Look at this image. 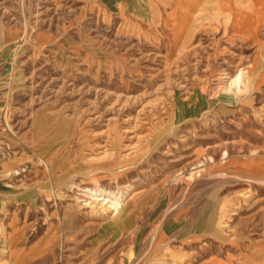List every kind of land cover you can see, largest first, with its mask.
Instances as JSON below:
<instances>
[{"label": "rangeland", "instance_id": "374dc122", "mask_svg": "<svg viewBox=\"0 0 264 264\" xmlns=\"http://www.w3.org/2000/svg\"><path fill=\"white\" fill-rule=\"evenodd\" d=\"M215 2L0 0V264H264V0Z\"/></svg>", "mask_w": 264, "mask_h": 264}, {"label": "crops", "instance_id": "0c3cea01", "mask_svg": "<svg viewBox=\"0 0 264 264\" xmlns=\"http://www.w3.org/2000/svg\"><path fill=\"white\" fill-rule=\"evenodd\" d=\"M0 35V43H6L12 38H14V33H11L10 30L4 29ZM0 194L3 195V193ZM7 230L4 236H6V248H7V257H9L11 264H46L49 261V249L47 245H40L39 242H34L31 244H25L22 239V230L20 226L11 227L7 224ZM7 233V235H6ZM2 242H0V245ZM0 246V251H1Z\"/></svg>", "mask_w": 264, "mask_h": 264}, {"label": "bare ground", "instance_id": "6f19581e", "mask_svg": "<svg viewBox=\"0 0 264 264\" xmlns=\"http://www.w3.org/2000/svg\"><path fill=\"white\" fill-rule=\"evenodd\" d=\"M206 3H207V9H210L211 7H212V5L213 4H215L216 2H215V0H206ZM205 8V7H204ZM198 10V9H197ZM207 13V12H206ZM236 78H237V75H236ZM233 79H235V78H233ZM233 81V80H232ZM236 82H237V80H236ZM235 83V80L233 81V84ZM231 84V83H230ZM101 199V198H100ZM98 204H102V202H100V203H98ZM102 206H103V208L104 209H106V210H108L109 211V213L111 214V213H113V211L116 213V215H117V213H118V211H119V208H120V206H121V204H120V202L119 201H117V200H115V202H113L111 205L109 204V205H107L106 204V202L105 203H103L102 204ZM115 216V215H114ZM111 218H113V217H110V219ZM115 218V217H114ZM6 237V236H5ZM2 252L5 254L6 253V241L3 243V249H2ZM2 262V261H1ZM6 263H8V258H7V256L6 257H4L3 258V262H2V264H6Z\"/></svg>", "mask_w": 264, "mask_h": 264}]
</instances>
